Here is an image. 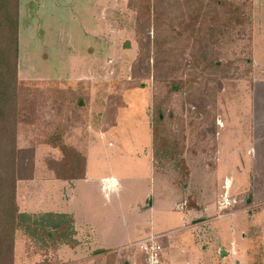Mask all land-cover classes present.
I'll return each instance as SVG.
<instances>
[{"label":"rangeland","instance_id":"374dc122","mask_svg":"<svg viewBox=\"0 0 264 264\" xmlns=\"http://www.w3.org/2000/svg\"><path fill=\"white\" fill-rule=\"evenodd\" d=\"M128 1L19 0L16 142L18 148L26 150L24 161L31 156L34 166L31 179L17 180L19 212L28 214L25 211L33 209L26 206V190L33 183L39 185L41 198L30 199L36 209H75L83 221L86 218L94 223L98 234L105 237L104 243L115 247L126 243L134 248L131 244L141 233L140 228L148 229L149 222L157 220L159 228L168 226L163 247L165 238L166 244L175 239V245L171 243L173 258L183 248L181 234L189 225L197 226L195 232L203 229L209 234L204 245H208L210 264H264V0H251L244 23L228 28L217 39L216 30L208 27L220 7L215 6L210 14L198 19L184 18L179 14L181 4L186 6L184 0H164L159 6L164 17L162 25L169 31L172 28L171 47L177 49L171 62L159 61L158 66L162 72L166 67L172 69L167 70L168 76L159 74L155 56L150 53L149 74L140 67L136 77L132 73L139 54L136 11ZM188 20L195 24L192 35L187 28L182 29L181 23ZM148 33L153 37L152 25ZM161 39L160 36L157 41ZM195 39L210 45L207 55L222 68L214 73L217 80L211 79L214 75L210 73L194 75L191 60ZM225 69L228 71L223 72ZM220 71L226 77L220 78ZM171 79L185 84L174 88L172 83H166ZM154 105L163 114L162 122L156 121ZM218 119L226 132L239 123L249 125L250 138L252 122L253 140L243 142L242 166L235 174L233 138L229 136L221 145L220 155L217 153ZM156 123L169 145L167 151H157L156 158L153 154L154 175L149 156L152 126ZM246 129L242 128L244 135L248 134ZM58 135L62 143L83 154L90 141L103 136L105 145H95L88 151L89 167L112 169L124 176L125 187L119 198L112 196L107 201L92 188L94 204L87 208L89 212L80 208L68 183L55 182L47 166L49 160L62 157ZM248 147L252 150L246 152ZM170 153L174 158H168ZM22 164L20 176L27 174ZM157 172L176 184L183 195L204 180L211 199L208 220L200 224L187 220V226L180 220L175 225L166 223L167 216L157 211L156 202L158 195L162 200L168 196L169 203L173 198L170 200L169 190L157 182ZM225 176L233 183L229 192ZM48 183L55 186L40 188ZM64 193L69 196L63 197ZM224 199L231 203L222 205ZM153 200L152 210L140 212ZM180 202L187 203L188 198ZM40 215L43 214H28L20 220L15 231L13 264H61L54 249L62 242L56 240L57 230L47 225L52 220L58 224V218L45 216L43 223ZM231 224L240 226L235 235L240 242H227L229 250L223 256L218 254L212 232L221 225L223 232L229 233ZM70 230L63 238L67 244L73 241ZM125 249L113 250L104 261L130 262Z\"/></svg>","mask_w":264,"mask_h":264},{"label":"trees","instance_id":"16d2710c","mask_svg":"<svg viewBox=\"0 0 264 264\" xmlns=\"http://www.w3.org/2000/svg\"><path fill=\"white\" fill-rule=\"evenodd\" d=\"M164 0H129L128 6L136 11L135 31L139 45V54L133 64V74L136 77L140 67L145 69L146 75L149 74V54H154L155 66H158L159 61L162 63L171 62L170 57L174 55V50L177 48L171 47L172 37L170 31L162 24L164 23L163 11L159 9L160 4ZM186 6L181 4L179 13L184 18L194 16L196 19L199 16L210 14L214 7H220L219 13L211 17L210 25L212 31L216 30V39L225 35L228 28L242 25L246 18L247 6L251 4V0H241L233 2L231 0H184ZM19 0H0V264H13L14 255V239L15 231L19 227L20 220L28 214L20 213L16 201L17 180L33 177V161L30 157H26V150L17 147V56H18V23H19ZM161 20V24H159ZM163 21V23H162ZM182 29H188L189 33L194 34V23L191 20L184 21ZM153 27V37H150L148 30ZM163 26V27H162ZM161 27V33L158 30ZM181 34V32H179ZM144 35H147L144 38ZM162 37L160 42L158 37ZM212 36L209 34V37ZM177 42V41H176ZM194 49L192 52L193 59L191 63L195 74L210 73L214 75L213 80H217V70H222L220 64L214 62L207 55L209 44L203 43L198 39L193 41ZM207 45V47H206ZM155 49L153 51L152 49ZM207 48V49H206ZM184 49H181V53ZM211 50V49H210ZM195 55V56H194ZM161 59V60H159ZM168 69H172L169 67ZM167 67L162 72L158 66L159 74L168 76ZM228 69L223 70V72ZM220 71L219 77H226ZM193 75V78H194ZM219 80V79H218ZM166 83H172L174 88H178L179 84H185L180 80L171 79ZM214 90V88H212ZM216 89V88H215ZM156 121L162 122L163 114L158 110V106L154 105ZM153 135V154L156 158L157 151H167L169 140L163 139L164 136L159 134V126H152ZM56 137V136H55ZM55 139V138H54ZM60 137L57 136L59 141ZM62 157L59 160L48 161V168L53 172L57 179L71 180L84 177L86 168V159L83 153L75 148L62 143L60 140L57 143ZM161 155V154H160ZM168 155V153L166 154ZM169 159L174 158L170 153ZM24 161V162H23ZM25 166L27 174L19 175V169ZM188 173V172H187ZM58 218V224H47L49 228L57 230L56 240L62 241L66 236V231L70 228L72 231V218L66 214H43L40 215L41 220L46 221V217ZM68 217V218H67ZM67 218V219H66ZM44 223V221H43ZM50 223V222H49ZM51 225V227L49 226ZM62 231V232H61ZM61 232V233H60ZM51 235V234H50Z\"/></svg>","mask_w":264,"mask_h":264},{"label":"crops","instance_id":"0c3cea01","mask_svg":"<svg viewBox=\"0 0 264 264\" xmlns=\"http://www.w3.org/2000/svg\"><path fill=\"white\" fill-rule=\"evenodd\" d=\"M245 110L247 108L245 107ZM251 111V110H250ZM251 117V114H250ZM218 126L215 127V140L217 142V153L220 155L221 151L220 148L222 147V143L230 136L233 138V150L235 152L234 156V162L232 163V166H234L232 169L234 171V174L237 170H239V166H242L241 162V155L243 152V142L248 144L249 142H252L253 136H252V122H251V138H250V132H249V125L244 123H239L240 125H236L235 129L233 126L229 127L228 132H226L227 129L224 130L222 120L218 119ZM250 124V123H249ZM247 128L246 131L248 134L244 135L242 128ZM245 133V132H244ZM105 137V136H104ZM103 136L99 137L98 140L90 141L87 145V148L83 149L84 156L86 159V168H85V175L82 178L79 179H71V180H63V179H57L55 178V182L57 180L63 181L65 183H68V188L71 189V195L74 197L80 208L82 210H89L87 209L90 205L94 204L93 194L91 192L92 188L100 192L103 197L110 201L111 197H118L122 190H124L125 183H124V176L116 171H113L112 169H95L92 168L90 170L89 163H88V151L95 145L99 147L101 144L105 145V142L102 141ZM252 139V140H251ZM108 145H111V142L109 140ZM250 147L247 148L246 152H249ZM150 163H151V169L152 172L155 175V169H154V163L151 161L153 160V147L150 148ZM252 150V149H251ZM219 159V156H218ZM219 166V163L217 167ZM216 167V168H217ZM232 171V173H233ZM157 182L162 185L166 190H169L170 195V203L167 202V197L165 200H162V195H158V203L157 204V211L164 212L167 216L166 223H171L172 225H175L178 220L182 222V225L186 223V226L189 224L190 221H197V224L203 223L207 221L209 210H211V199L209 195V189L207 188L204 180H201L200 185L194 184V188L192 187V191L189 190V188L186 191V198H188V202H180L185 196L183 193L179 191L176 184L170 182L167 180L162 174H159L157 172ZM226 184L225 188L227 192L233 188V183L231 182L230 178H227L225 176ZM54 182V183H55ZM51 183L40 185V188L43 186H55ZM31 188H28L26 190V193L28 195V200L26 202L27 207H32L31 210H26L25 213L28 214H66L70 216L73 220L72 222V231H71V239H73L72 243L67 244L66 241L62 240V243H59L56 248L54 249L57 259L61 264H108V262L104 261V257L109 255L113 250L115 249H121L126 248V251L128 252V258L130 259V262H127L125 264H136V258L137 255L139 257L137 264L140 263V252L136 247H132L125 244H120L118 246L111 245V243L107 244L105 237H103L101 234H98L96 227L94 226V223L91 220H88L83 217L79 216L77 214V210L75 209H68L65 211H57V210H51L49 208H46L48 210H45L41 208V210L36 209L34 204H31L30 199H41L38 195L39 185L31 183ZM36 185V186H33ZM227 185V186H226ZM36 189L34 193H32L31 190ZM195 189V190H193ZM63 190L64 187H63ZM31 192V193H30ZM30 194L32 195L30 197ZM64 196H69L68 194L64 193ZM178 195L181 196V199H178ZM95 196V194H94ZM216 196L215 201L218 202ZM178 199V201H177ZM236 200V199H234ZM221 203V201H220ZM155 204V201H150L146 204V206L142 207L143 209L140 210V212H145L153 209V206ZM164 204V205H163ZM181 207V208H180ZM90 208V207H89ZM19 209V208H18ZM133 209V207H132ZM41 212H36V211ZM189 220V222H186ZM149 228L144 229L143 227L140 228L141 233L138 235L136 241L140 238H143L149 233H158V232H165L168 226L159 228V222L157 220L149 222ZM197 227V226H195ZM195 227H188L185 229L186 231L181 234V241L183 242V248L179 250V255L175 258L170 255L171 253V243H175V239L173 238L169 244L167 243V238L164 239V250H163V264H210V254L208 251V245H204L208 243L209 234L205 233L203 229H201V232H195ZM199 227V225H198ZM239 227H235V225H230L229 233L223 232V228L221 225H219L218 230L214 229V232H212L213 236L217 239V245H218V254L225 255L228 248H226L227 242H232V240H240L239 237H236V230H238ZM197 231V230H196ZM239 233V230H238ZM104 241V242H103ZM60 242V241H59ZM135 242V241H134ZM132 243V242H131ZM175 245V244H174ZM126 246V247H125ZM236 246V242H235ZM225 247V248H224ZM225 250V253H221V249ZM210 250V249H209ZM130 252H134V256H130ZM136 254V255H135ZM136 256V257H137ZM182 257L183 260H179L178 258ZM208 258V259H207ZM135 261V262H134ZM225 262V261H224ZM226 264V263H225ZM236 264V263H234ZM239 264V263H238Z\"/></svg>","mask_w":264,"mask_h":264},{"label":"built area","instance_id":"2783aa9c","mask_svg":"<svg viewBox=\"0 0 264 264\" xmlns=\"http://www.w3.org/2000/svg\"><path fill=\"white\" fill-rule=\"evenodd\" d=\"M231 203L228 199H224L222 205ZM165 232L149 233L143 238L135 241L131 245L136 247L141 255L139 264H163V242L162 239Z\"/></svg>","mask_w":264,"mask_h":264},{"label":"water","instance_id":"95a60500","mask_svg":"<svg viewBox=\"0 0 264 264\" xmlns=\"http://www.w3.org/2000/svg\"><path fill=\"white\" fill-rule=\"evenodd\" d=\"M221 253H222V254H224V253H225V250H224L223 248L221 249Z\"/></svg>","mask_w":264,"mask_h":264}]
</instances>
